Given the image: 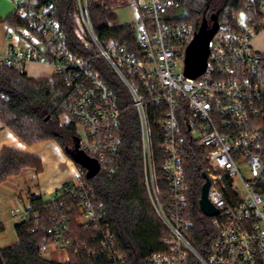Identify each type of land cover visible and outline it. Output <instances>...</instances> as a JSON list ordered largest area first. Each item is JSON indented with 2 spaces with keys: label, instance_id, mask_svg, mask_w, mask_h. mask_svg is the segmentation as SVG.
Instances as JSON below:
<instances>
[{
  "label": "built area",
  "instance_id": "1",
  "mask_svg": "<svg viewBox=\"0 0 264 264\" xmlns=\"http://www.w3.org/2000/svg\"><path fill=\"white\" fill-rule=\"evenodd\" d=\"M11 2L12 15L24 25L7 26L9 45L0 51V67L20 73L30 64L51 67L49 79L59 76L75 93L60 123L82 127L80 149L99 163L97 177H110L117 169L123 111L91 59H104L128 89L140 122L148 195L165 228L164 249L149 256L147 264H264V55L252 46L257 28H264V3L258 23L246 24L241 31L220 25L209 43L205 73L192 79L185 76V60L196 31L176 17L172 0H76L73 32L86 50L94 51L90 59L71 50L52 6L40 5L39 0ZM91 6L115 14L137 7V20L127 25L136 32L138 51L114 39L102 44L89 18ZM148 105L158 108L152 115L159 117L162 133L164 191L156 182ZM193 160L203 163V178L210 182L208 199L218 210L212 217L218 237L207 256L187 237L193 223L188 169ZM77 169L76 179L45 202L52 217L40 243L41 257L63 252L67 262L71 250L83 249L112 264H126L87 171ZM68 198L78 202L79 224L94 230V246L73 245ZM19 202L11 215L21 223L28 219L30 199L27 206Z\"/></svg>",
  "mask_w": 264,
  "mask_h": 264
},
{
  "label": "trees",
  "instance_id": "2",
  "mask_svg": "<svg viewBox=\"0 0 264 264\" xmlns=\"http://www.w3.org/2000/svg\"><path fill=\"white\" fill-rule=\"evenodd\" d=\"M177 8L186 12L181 21L193 26L197 32L204 22L213 28L215 22L241 31L238 15L246 14V24L253 25L263 19L260 8L264 0H172ZM40 5L53 7V17L60 23L71 50L85 59L95 55L86 50L75 37L74 18L77 13L76 0H39ZM250 7V9H248ZM94 31L102 44L114 39L119 44L128 43L129 49L137 50L136 32L131 25L111 27L117 22L115 13L98 6L88 9ZM0 22L7 26L24 25V22L9 16ZM258 32L260 31L257 28ZM107 82L117 107L123 111L118 166L110 177L104 174L90 180L97 201L104 207L107 223L115 235L116 245L127 258L126 264H147L146 260L155 252L164 249L162 238L165 228L150 201L144 173V158L141 128L137 111L131 107L128 89L109 64L101 58L90 61ZM76 95L70 92L59 76L51 79L34 80L26 73L0 67V122L10 129L24 144L33 146L43 142H56L66 153L77 137L73 122L61 125L60 118L68 112ZM151 148L155 156L156 182H160L163 157L159 146L162 133L157 124L159 117L153 116L156 106L148 105ZM67 155V153H66ZM69 157V155H67ZM77 167H80L76 165ZM203 163L197 160L189 165V200L193 212V223L187 229V237L195 250L203 256L209 254L218 237V230L212 218L204 216L199 209L201 191L204 185ZM25 170L37 174L43 172L39 157L5 149L0 155V186L9 179L19 176ZM68 184V183H67ZM66 185V184H65ZM67 206L73 209L71 215L70 239L74 246H94V230L84 229L78 222V202L68 198ZM47 203L38 196H30L28 219L16 228L17 244L0 249V264H112L107 258L92 257L86 250L70 251V260L57 263L44 259L40 254V243L46 236L52 212ZM1 228V225H0ZM34 230L32 233L31 230Z\"/></svg>",
  "mask_w": 264,
  "mask_h": 264
},
{
  "label": "crops",
  "instance_id": "3",
  "mask_svg": "<svg viewBox=\"0 0 264 264\" xmlns=\"http://www.w3.org/2000/svg\"><path fill=\"white\" fill-rule=\"evenodd\" d=\"M13 12L14 5L11 0H0L1 20L7 19ZM5 26L7 33L8 27L6 24ZM6 33L5 42L2 44L0 41L1 52L6 51L9 45ZM252 46L255 51L264 55V28L256 34ZM27 67L39 69V72L33 71L31 75H28L34 80L48 79L53 72V69L48 66L30 64ZM5 149L39 157L42 160L43 172L37 174L32 170H25L19 176L9 179L0 186V192L3 195L9 193L6 198L0 196V249L13 246L18 242L15 228L20 222L12 218L11 210L19 206V201L24 200V206H27L31 195L41 197L45 202L50 201L65 184L76 179L78 170L56 142L48 141L27 146L10 129L4 128L0 122V155ZM11 231L14 232L13 235Z\"/></svg>",
  "mask_w": 264,
  "mask_h": 264
},
{
  "label": "water",
  "instance_id": "4",
  "mask_svg": "<svg viewBox=\"0 0 264 264\" xmlns=\"http://www.w3.org/2000/svg\"><path fill=\"white\" fill-rule=\"evenodd\" d=\"M220 28L219 23L215 22L213 28H209L208 24L204 22L202 27L196 32L193 42L187 49L185 60V76L196 79L206 71L207 60L209 58L210 50L209 43L212 41ZM67 155L75 165L87 171L86 179L93 180L100 172L99 163L90 158L84 151L80 149V139H74L72 148L66 149ZM206 179V176L204 175ZM210 182L206 179L201 191V198L199 201V209L201 213L209 218L218 215V210L210 203L208 199V191Z\"/></svg>",
  "mask_w": 264,
  "mask_h": 264
},
{
  "label": "rangeland",
  "instance_id": "5",
  "mask_svg": "<svg viewBox=\"0 0 264 264\" xmlns=\"http://www.w3.org/2000/svg\"><path fill=\"white\" fill-rule=\"evenodd\" d=\"M176 13H177V15H176L177 18H183L186 15V12L180 8L176 9ZM116 16H117V22L114 24L115 26L132 24L138 18V8L137 7H130V8L121 9V10L116 12ZM238 21H239L241 26L246 25V14L244 12H241L238 15ZM6 30L7 29H6L5 24L0 22V41L2 44L5 42ZM21 47H23V48L26 47V44L23 41L21 42ZM33 71L39 72V69H37V68L33 69L31 67L25 68V73L27 75H31ZM77 135L80 139L84 140L85 134H84L81 126L77 127ZM8 195H9V193H4V195H3L2 192H0V196L3 198H6V196H8ZM11 234L13 235L14 232L11 231ZM65 258L66 257L64 256L63 252H53V255L51 257H48L47 259L50 261H53V262L63 263L65 261Z\"/></svg>",
  "mask_w": 264,
  "mask_h": 264
}]
</instances>
